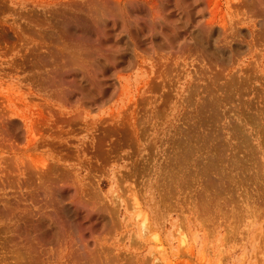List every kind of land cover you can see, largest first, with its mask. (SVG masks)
<instances>
[{"label": "rangeland", "instance_id": "1", "mask_svg": "<svg viewBox=\"0 0 264 264\" xmlns=\"http://www.w3.org/2000/svg\"><path fill=\"white\" fill-rule=\"evenodd\" d=\"M173 1L0 0V264H80L84 260L88 264L99 260L96 263L101 264L103 255H97V259L95 253L90 255L93 252L83 255L69 249L67 229L71 225L64 205L71 202L70 219L79 232L76 234L85 236L83 239H89L92 224L97 222L90 195L79 200L70 191V182L94 176L106 193L109 184L105 169L110 171L121 163L126 164L123 170L132 174L131 179L159 185L156 182L164 170L165 153L160 152L156 160L150 158L152 143H160L161 135L148 126L143 115L146 109L138 106L135 130L127 124L113 125L103 120L111 113L124 112L136 98V87L153 76L154 56L176 53V44L190 38L189 32H181L183 28L180 34L172 29L183 20ZM152 12L165 14L168 21L157 19L152 23ZM155 31V45L151 47L150 35ZM134 41L139 42L137 46ZM138 47L148 53L141 54ZM203 65L210 75L220 68L208 60ZM175 68L173 65L171 74L165 71L163 76H174ZM190 76L181 78L178 96L187 94V82L195 79ZM195 81L206 84L205 79ZM206 81L212 83L209 78ZM119 87H123L122 92ZM205 93L195 95L196 100ZM252 97L255 95H247V99ZM227 104L223 103L224 109L234 105ZM163 106L167 112L181 116L194 110L192 105L175 99ZM246 127L257 134L249 122ZM168 139L164 149H169ZM162 190L164 187L159 192L163 196L157 194V198L165 202L167 188L164 194ZM100 221L95 228L108 222L106 218ZM255 225L261 226V237L254 239L255 226H248L242 240L228 242L224 264H264V221Z\"/></svg>", "mask_w": 264, "mask_h": 264}, {"label": "bare ground", "instance_id": "2", "mask_svg": "<svg viewBox=\"0 0 264 264\" xmlns=\"http://www.w3.org/2000/svg\"><path fill=\"white\" fill-rule=\"evenodd\" d=\"M174 1L171 3L178 7L183 20L172 29L177 34L189 32L190 38L176 44V53L154 56L152 59L156 60L151 61H155L156 69L150 71L153 76L143 79L136 87V98L129 100L126 114L117 111L103 120L113 125L127 124L135 130L138 106L146 109L143 115L148 126L161 135L160 143H152L150 158L153 161L160 152L165 153L164 170L156 182L159 185L155 187L150 181L131 179L132 174L129 176L123 170L126 164L121 163L113 166L114 170L113 167L110 171L108 167L105 169L109 184L106 193L102 192V182L94 176L86 177L83 182L72 180L70 191H74L79 200L87 194L93 200L91 210L96 212L92 214L97 222L94 220L96 223L92 224L90 242L82 238L83 234H76L79 232L70 219L71 202L63 204L69 217L67 223L71 225L67 229L70 251L83 255L85 251L93 252L90 255L95 253L100 258L103 255L101 264H224L228 242L242 240L248 226H255L254 239L262 235L261 226L255 224L264 221V0ZM163 15L152 12V23L157 19L166 23L168 16ZM180 28L183 31L179 32ZM156 33L150 35L151 47L155 45ZM134 42L136 46L139 43ZM138 49L144 54L143 48ZM204 60L218 63L219 70L210 75L204 65L201 67ZM173 65L177 73L166 79L163 75L165 71L171 74ZM187 74H191V80L194 77L205 79L206 84L201 85L194 79L184 85L187 94L178 96L180 80ZM208 78L211 84L206 81ZM155 79L158 81L153 85ZM122 88L119 87L120 91ZM200 92L207 93L197 101L195 95ZM249 94L255 97L247 99ZM172 99L181 104L185 101L194 110H187L182 116L178 112H167L163 105ZM223 103L234 105L226 110ZM226 116L229 117L227 122ZM178 121L181 123L176 124ZM248 122L256 128L257 134L246 127ZM167 138L169 149H164ZM126 180L128 185H125ZM161 185L162 192L167 188L165 202L157 198ZM232 191L233 195L229 196ZM59 193L57 197L61 201ZM103 218L108 222L100 229L95 228Z\"/></svg>", "mask_w": 264, "mask_h": 264}]
</instances>
